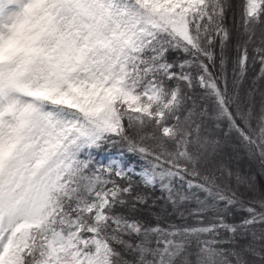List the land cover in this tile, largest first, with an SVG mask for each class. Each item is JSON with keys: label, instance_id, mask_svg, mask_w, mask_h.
<instances>
[{"label": "snow or ice", "instance_id": "1", "mask_svg": "<svg viewBox=\"0 0 264 264\" xmlns=\"http://www.w3.org/2000/svg\"><path fill=\"white\" fill-rule=\"evenodd\" d=\"M232 6L0 0V264H253L249 252L264 264V191L237 176L249 188L240 193L226 180L230 170L203 167L216 142L196 119L203 112L186 105L185 89L204 88L264 164V107L257 114L238 91L250 64L264 78V31L255 39L264 0H241L243 39L229 61ZM174 52L183 58L170 60ZM120 142L144 160L139 172L93 164V150ZM132 175L195 219L165 225L139 216L148 198ZM235 210L245 215L229 223ZM222 233L252 239L226 250Z\"/></svg>", "mask_w": 264, "mask_h": 264}, {"label": "trees", "instance_id": "2", "mask_svg": "<svg viewBox=\"0 0 264 264\" xmlns=\"http://www.w3.org/2000/svg\"><path fill=\"white\" fill-rule=\"evenodd\" d=\"M233 5L225 16V27L229 29L231 33V39L225 47V55L229 61L234 60L236 56L237 44L243 39L242 29L240 25V2L241 0H230ZM262 28H257L256 40L259 42V36ZM216 51L219 54V45L216 47ZM183 58L182 53L174 52L169 59L178 61ZM259 64L249 65V69L244 79L238 85V91L241 99L245 101L252 109L258 114L262 107H264V78L259 75ZM214 74H219V60L216 61V67L212 69ZM226 75L228 80L229 92L233 90V76H232V64L231 62L226 67ZM221 86H223L221 84ZM189 99L186 101L188 108L202 115L196 117L198 121L202 122V127L205 130L204 135L210 141H215L214 145H211L207 149L206 161L203 164L205 168H225L230 170L233 175L227 177L226 180L233 186L234 189L240 193L247 194L249 188L247 185H237L236 177L240 176L248 178L249 183L254 185L255 192L259 194L264 191V164L260 160L258 155L254 154L246 142L241 137L240 133L230 127V122L227 117H218L217 105L214 98L206 94L204 88L199 85H194L191 89H185ZM194 102V103H193ZM234 112L235 105L230 109ZM238 123H240L238 121ZM240 127H244L240 123ZM150 131V130H145ZM145 143H151V141H145ZM128 145L120 142L115 145L105 144L101 148L93 150L92 159L93 164L97 167L103 165L107 166L108 163L103 159L106 152L119 153V161L121 164L132 165L133 169L137 172L145 166L144 160L139 153L129 152ZM131 175V173H130ZM132 180L135 182L134 186L137 191H140L148 198V203L140 207L139 216L146 218L148 221L162 224H184L186 222H192L195 218L188 215L185 208H174L166 199V193L162 192L159 186L152 188L146 187L140 182V177L132 175ZM188 209L195 208V201H190L186 206ZM183 213V217L181 216ZM245 215L242 211L235 210L227 215L226 219L229 223H238ZM221 245L226 250L239 251L240 249H247L248 243L251 241L250 235L237 234L233 236L231 233L221 234ZM257 252L259 251L258 242L254 245ZM245 259L258 264L260 259L255 253L249 252ZM234 260V257H230Z\"/></svg>", "mask_w": 264, "mask_h": 264}, {"label": "rangeland", "instance_id": "3", "mask_svg": "<svg viewBox=\"0 0 264 264\" xmlns=\"http://www.w3.org/2000/svg\"><path fill=\"white\" fill-rule=\"evenodd\" d=\"M119 153H113V152H106L103 156V159L106 160V162L109 164L113 161L120 163L119 161ZM121 164V163H120ZM128 168H133L132 165H128ZM141 170V169H140ZM140 170H138L137 172H139Z\"/></svg>", "mask_w": 264, "mask_h": 264}]
</instances>
